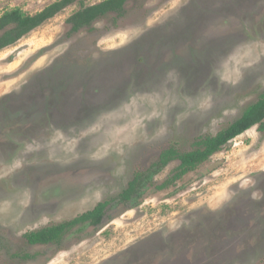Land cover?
Instances as JSON below:
<instances>
[{
  "label": "rangeland",
  "instance_id": "374dc122",
  "mask_svg": "<svg viewBox=\"0 0 264 264\" xmlns=\"http://www.w3.org/2000/svg\"><path fill=\"white\" fill-rule=\"evenodd\" d=\"M54 1L0 0V15ZM79 7L0 49V264H264L256 125L169 186L178 160L116 200L163 149H192L264 90V0H127L71 32ZM105 200L101 224L58 244L23 236Z\"/></svg>",
  "mask_w": 264,
  "mask_h": 264
},
{
  "label": "trees",
  "instance_id": "16d2710c",
  "mask_svg": "<svg viewBox=\"0 0 264 264\" xmlns=\"http://www.w3.org/2000/svg\"><path fill=\"white\" fill-rule=\"evenodd\" d=\"M126 1L101 0L94 4L85 5L84 0H56L33 14H24L19 9H11L0 15V49L14 44L45 20L75 2L79 3V9L66 18V23L69 24L71 32L91 25L93 21L108 13L121 15L124 12ZM255 125L258 131H264V90L253 102L242 109L236 119L225 127L215 134L199 136L192 149L186 151H178L174 147L163 149L150 168L133 175L127 186L119 192L116 200L128 203L136 198L140 195L141 186L148 182L151 175L153 176L156 171L165 167L171 160H178L176 172L158 185L159 188L169 186L174 180L195 169L199 164L208 160L212 154L224 148L234 137ZM109 203V200L100 201L92 209L84 211L70 220L44 226L38 230L27 232L23 236L29 244H58L62 235L74 225L88 223L96 227L101 224L106 217ZM22 257L31 256L24 254Z\"/></svg>",
  "mask_w": 264,
  "mask_h": 264
}]
</instances>
